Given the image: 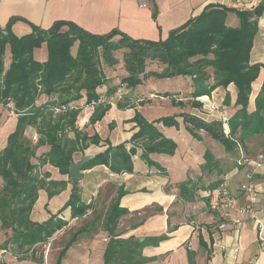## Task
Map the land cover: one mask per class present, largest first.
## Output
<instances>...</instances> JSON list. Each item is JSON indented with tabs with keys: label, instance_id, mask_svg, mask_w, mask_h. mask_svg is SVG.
I'll use <instances>...</instances> for the list:
<instances>
[{
	"label": "trees",
	"instance_id": "1",
	"mask_svg": "<svg viewBox=\"0 0 264 264\" xmlns=\"http://www.w3.org/2000/svg\"><path fill=\"white\" fill-rule=\"evenodd\" d=\"M263 8V0H257L250 7L236 8L210 3L184 24L172 29L166 39L159 41H135L118 31L97 36L64 20L55 21L48 30L33 28L19 36L9 27L0 28V107L15 115V126L0 149V237H3L0 249L8 250L19 259L32 258L41 263V256L34 255V247L47 242L67 224L57 215L42 222L30 218L40 190L51 198L64 190L67 183L50 179L40 166L49 164L60 173L68 174L75 154H82L89 145L100 143L106 145L105 149L95 154L83 168L103 164L115 173L132 172V155L136 147H142L141 158L150 165L149 153H174L175 141L166 137L157 125L178 127L176 115L149 121L135 110L130 121L136 130L128 142L117 145H111L96 132L88 134L76 124L81 100L87 106L92 104L89 124L104 116L114 95L118 97L117 107H133L134 104L124 96L122 87L126 85L124 88L134 89L142 77H190L193 87L191 106H200L197 98L210 94L215 88L234 84L237 94L234 108L226 113V124L222 120L205 121L187 113L179 116L195 138L200 139L199 131H204L220 142L226 151L233 153L237 148L247 153L250 149L257 152L256 157L264 155V81L255 95L253 92V84L264 65L250 62L258 17ZM228 14L237 18L236 26L228 24ZM113 35H119V39L112 40ZM43 43L47 47V57L40 61L34 58L33 50ZM121 43L130 49L125 60L129 73L119 80V84L110 85L112 76L106 74L101 62L109 66L117 63L112 51ZM74 45L76 51L72 53ZM144 58H157L164 67L160 72L146 74ZM102 86L105 87L103 93L100 91ZM252 92L254 101L248 106ZM159 95L176 99L174 94ZM228 100L226 94L223 103ZM178 103L176 105L182 104ZM62 106L65 109H61ZM44 145L48 150L37 156L34 163L32 158L37 148ZM211 157L206 150L205 162L208 163ZM68 181L72 183L71 192L63 208L69 207L71 217H78L86 213L91 204L80 199L78 180L69 177ZM221 183L217 179L205 189L212 190ZM177 187L178 195L183 199L191 198L196 189L189 180L178 183ZM124 193L122 187L117 188L101 222L108 234L103 264H143L148 258L142 255V247L166 238L165 234L142 241L119 237V220L128 213L119 204ZM69 245L64 246L59 257Z\"/></svg>",
	"mask_w": 264,
	"mask_h": 264
},
{
	"label": "crops",
	"instance_id": "2",
	"mask_svg": "<svg viewBox=\"0 0 264 264\" xmlns=\"http://www.w3.org/2000/svg\"><path fill=\"white\" fill-rule=\"evenodd\" d=\"M64 1L62 6L64 5L67 11H62L63 7L56 9L51 15V23L58 20L69 21L97 36H107L113 31H118L135 41L166 39L172 29L184 24L210 3L236 8L250 7L257 2V0H145L144 5H140L138 0ZM227 22L236 26L238 20L233 14H228ZM46 57L34 55V58L40 61L45 60ZM250 62H260L264 65V8L258 17V29L250 51ZM177 77L185 78L189 95H185L180 100L182 104L161 111L158 116L152 112L159 110L160 107L165 109L161 106L162 103L160 106L157 103V99L164 97L159 93H156V97H149L150 91L143 96H137L133 92L131 97L128 89L124 88L125 90L122 89L124 96L134 104L133 107H117L118 97L114 95L104 116L94 124H89L91 111L84 104V100H81L79 102L81 110L76 120L77 126L88 134L96 132L111 145H117L130 140L136 130L130 119L135 110L139 111L140 107L143 110L142 105L152 109L153 117L142 112L149 121L165 115H176L178 127L157 125L166 137L175 141L176 148L172 155L151 152L148 154V158L152 161L150 165L141 158L142 147H136V152L132 155V172L115 173L103 164L83 168L82 178L78 180L80 199L90 203L91 207L83 215L73 218L70 208H63L72 186L68 181V174H62L56 167L44 164L40 166V170L47 172L52 180L67 181L66 187L51 198L47 197L44 190H40L30 212V218L42 222L51 215H57L66 220L65 227L54 233L55 236L66 227L80 220L87 221V218L92 217L86 228L91 231L90 234L95 233V230L101 227L103 216L117 188L122 187L125 193L120 197L119 204L126 208L128 213L119 220L117 226L119 237L122 239L134 237L142 241L145 238L166 235V238L158 243L142 247V255L148 258L143 264H264V245L258 240L257 228L252 219L237 208L226 212L212 210L208 202L209 190L205 189L210 182L220 179L230 195L236 197L239 203H245L246 196L242 187L246 172L251 169L257 152L250 149V152H244L245 160L240 164L236 162L237 157L240 158L237 148L234 154L225 152L218 155L205 145H194L195 140L185 128L179 115L187 113L203 120H211L213 117H206L201 105L191 106L193 90L191 78L181 75ZM263 81L264 67L260 69L259 76L253 84L254 95ZM101 88L105 90L104 86ZM219 91L220 88L217 87L210 94L200 96L197 100L202 104L206 98L208 99L209 96L212 98V95ZM141 99L143 103H140ZM10 116L15 119L12 112ZM110 124L113 126L110 127ZM14 126L15 121L5 130L0 149ZM3 129L2 127L1 130ZM199 132L202 134L201 139L202 136L210 137L204 131ZM105 147L103 143L89 145L82 154H75L73 161L83 154L94 156L102 152ZM47 150V145L38 147L32 161L36 163V157ZM206 150L212 155L208 163L204 158ZM186 180L196 186L193 190L194 194L189 199H183L178 195L177 184ZM254 182L257 215L264 224V165L256 170ZM107 241L101 244V253H104ZM83 243L91 244L92 238L83 240ZM0 250V255L14 256L7 250ZM188 250L191 252L190 255Z\"/></svg>",
	"mask_w": 264,
	"mask_h": 264
},
{
	"label": "rangeland",
	"instance_id": "3",
	"mask_svg": "<svg viewBox=\"0 0 264 264\" xmlns=\"http://www.w3.org/2000/svg\"><path fill=\"white\" fill-rule=\"evenodd\" d=\"M64 0H0V28L9 27V29L16 35L26 34L32 31L33 28L48 30L52 27L53 23L50 22L52 13L58 9L62 8V11H67L66 7L62 4ZM145 2V0H144ZM119 35L111 36L112 40L119 39ZM114 41H112L113 43ZM76 45L72 47V53L76 51ZM119 48L112 51V54L117 59V63L109 66L104 62H101V66L105 69L107 75L112 77L109 80L110 84H119V80L123 76L128 75V70L126 69L125 60L129 57V47L125 43L118 45ZM36 57H45L47 56V47L43 43L33 50ZM133 54V53H132ZM144 73L150 71L160 72L164 64L157 58H144ZM133 57L131 56V63ZM142 75V74H139ZM143 76V75H142ZM126 86V85H124ZM124 86L122 87L123 90ZM130 96L132 93L137 94V96H143L146 92L150 91L149 97H156V93L163 94H174L176 99L171 98L170 95L163 96L164 99H157L159 106H164L165 109L160 107L159 110L152 112V109H148L147 105H142L143 110L140 107L139 112L147 113L151 116V112L155 113V116L161 111H166L173 106H177L180 100L188 94V86L186 85L185 78L182 77H168V78H158L153 75H148L142 77L141 83L137 84L134 90L128 88ZM220 91L216 94L209 96L202 102V110L206 117H213L217 122L221 121V114L219 106L225 107L223 109L226 113L231 111L234 108V102L236 99L237 90L234 84H230L227 87H218ZM103 92V88L100 89ZM228 96V102L223 103L224 97ZM145 98V97H144ZM254 101L253 92L251 93L248 101V106H250ZM225 104V105H224ZM216 107V108H215ZM143 115V114H142ZM144 116V115H143ZM200 118V117H199ZM155 119V118H154ZM202 119V118H200ZM211 119V120H212ZM15 119L10 116V112L7 108L0 107V145L4 138L5 130L8 129L10 125H13ZM208 121V120H205ZM4 128L1 130V128ZM199 135H202L199 132ZM193 137V136H192ZM194 145H205L210 150L216 154H223L226 151L224 146L220 142L208 136H202V139L193 137ZM234 154V152H233ZM240 158L237 157L236 162L245 159L244 151H240ZM92 217L87 218V221L80 220L75 224H72L70 227H66L62 232L53 236L52 239H49L45 243H40L34 247V255L41 256L42 262L46 257L45 261L47 264H103V252L101 253V244L105 243L108 239V234L102 227H98L95 230V233L90 234L89 230L86 228ZM87 232H89L87 234ZM92 238L91 244H84L83 240ZM3 241V237H0V242ZM79 241V242H77ZM70 243V245L63 251L62 255L59 257L64 246ZM88 247V248H87ZM8 251V250H7ZM9 252V251H8ZM1 253V250H0ZM46 254V256H45ZM33 260L32 258H23L19 259L16 256L12 255H0V264H42Z\"/></svg>",
	"mask_w": 264,
	"mask_h": 264
},
{
	"label": "built area",
	"instance_id": "4",
	"mask_svg": "<svg viewBox=\"0 0 264 264\" xmlns=\"http://www.w3.org/2000/svg\"><path fill=\"white\" fill-rule=\"evenodd\" d=\"M140 5H144V0H138ZM88 109L92 110V104L87 106ZM216 108V107H215ZM61 109H65L64 106ZM220 111L221 120L223 124H226L228 115L223 109L216 108ZM33 140L36 141V136H33ZM245 159L241 160L244 161ZM240 163V161L238 162ZM264 165V155H258L252 161V167L246 172L245 182L243 184V193L246 196V202L241 204L238 199L229 194L228 189L224 183L208 191L209 195V207L212 210H219L226 212L229 209L237 208L242 214H246L248 218H251L254 225L257 228V237L261 245H264V224L257 215L256 209V185L254 182V174L258 168ZM46 256V254H45ZM42 264H47L45 261Z\"/></svg>",
	"mask_w": 264,
	"mask_h": 264
},
{
	"label": "water",
	"instance_id": "5",
	"mask_svg": "<svg viewBox=\"0 0 264 264\" xmlns=\"http://www.w3.org/2000/svg\"><path fill=\"white\" fill-rule=\"evenodd\" d=\"M93 158V155L90 154H83L79 159L76 161H72L69 164L68 168V176L73 179L80 180L82 178V172L84 164ZM142 240V238H140Z\"/></svg>",
	"mask_w": 264,
	"mask_h": 264
}]
</instances>
